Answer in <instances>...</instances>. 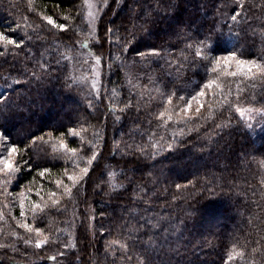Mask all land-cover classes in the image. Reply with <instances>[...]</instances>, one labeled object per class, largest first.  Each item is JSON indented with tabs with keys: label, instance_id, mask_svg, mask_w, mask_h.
Returning <instances> with one entry per match:
<instances>
[{
	"label": "trees",
	"instance_id": "trees-1",
	"mask_svg": "<svg viewBox=\"0 0 264 264\" xmlns=\"http://www.w3.org/2000/svg\"><path fill=\"white\" fill-rule=\"evenodd\" d=\"M93 1L101 12L99 24L103 16L107 27L113 26L108 21L120 25L126 19L130 29L136 25L128 51L121 54L116 47L123 32L112 35L113 43L105 42L102 49L99 39L107 35L102 29L91 40L86 28L90 0H0V30L19 24V31L11 35L18 41L24 37V50L18 56L8 51L14 45L0 44V113H4L0 133L24 153L19 165L14 161L15 167L22 166L19 173H0V262L57 264L47 259L56 248H35L38 239L49 237L68 243V249H60L67 259L110 264L113 256L109 253L105 259L106 242L139 237L130 264H138L141 243L149 248L154 264H222L225 246L234 257L231 264H264V119L253 111L257 120L250 122L251 128L242 120L239 126L233 121L231 128H216L227 123L223 116L229 115L225 111L229 105L233 112L236 107L261 109L264 80L258 69L232 77L226 73L235 71L234 65L217 68L209 63L205 68L195 57L197 47L213 57L234 50L240 59L264 64V0H244L243 23L231 34L227 27L222 34L209 29L220 9L230 12L233 0H227V6L225 0ZM81 13L82 19H73ZM49 15L74 33L73 41L58 39L60 30L44 20ZM205 36L212 37L206 41L210 52L195 43ZM189 44L193 46L188 48ZM153 47L157 55L150 54ZM97 56L103 67L99 94L89 79ZM15 68L25 75H17ZM34 71L43 78L33 79ZM209 81L215 84L205 88ZM199 91L205 95L198 97L203 107L197 119L195 101L187 115L182 109ZM98 96L103 97L102 103ZM128 104L133 106L130 113L124 111ZM68 128L78 135L64 138L62 133ZM62 138L67 148L77 152L62 148ZM100 144L103 148L98 149ZM126 145L143 146L149 156L138 165H125L129 159L123 155ZM85 146L102 150L100 165L106 170V180L128 188H117L119 199L109 200L107 187L100 196L93 195L94 185L88 186L86 202L84 186L75 194L65 173L87 166ZM0 154H5L3 148ZM154 160L158 163L152 167ZM45 167L48 172L40 176ZM128 177L133 178L130 187ZM92 179L103 182L95 173ZM57 180L63 181L59 187ZM64 184L72 191L65 193ZM52 192L55 197L50 196ZM33 204L40 207L33 210ZM100 208L106 209L104 224L111 234L102 239L97 234L93 239L91 216L93 209ZM82 220L89 230L88 241L78 239ZM21 223L31 225L33 231L20 227ZM36 227L42 229L40 235ZM67 259L60 258L59 264H67ZM116 264L125 262L117 256Z\"/></svg>",
	"mask_w": 264,
	"mask_h": 264
},
{
	"label": "snow or ice",
	"instance_id": "snow-or-ice-1",
	"mask_svg": "<svg viewBox=\"0 0 264 264\" xmlns=\"http://www.w3.org/2000/svg\"><path fill=\"white\" fill-rule=\"evenodd\" d=\"M225 6H227V0H225ZM237 7L240 8L239 12H237ZM245 7L246 5L244 4V0H233V6L230 8V12L228 14H225L223 9H220L219 16L217 17V20L213 22V25L209 29V32H219L220 34H222V29L224 27H227L228 32L230 34L234 33L237 26L243 23L240 17H241V13L244 12ZM29 11H34V9H29ZM69 16H71V12H69ZM220 16H223V21L220 20ZM65 19H68V16H66ZM73 19H82V13H81V16L74 17ZM246 19L247 18L245 17V20ZM44 20H46L48 25H51L54 28L60 30V36L58 37V39H61L62 41H69V42L73 41L74 33H72L64 23H56L55 20L53 19V16L51 15L44 17ZM228 21H231V23H228ZM107 23L113 26L112 27L105 26L103 16H101L100 24L98 25L97 35L99 36V29H102L103 32H105L107 35L99 39L98 48L102 49L105 42L112 44L113 41H111L110 37L117 32H123L125 35H122L119 37V41L121 43L116 44V47L122 50L121 54H123V52L125 51H128V49L130 48L132 42L134 41L136 37V30H135L136 25L133 24L130 29L127 26V19L124 22H122L120 25H115V21H108ZM144 23H148V21L145 20ZM218 25H219V28L217 27ZM262 26H264V24H262ZM19 29H20V25L17 24L16 27H12V26L8 27L7 31L0 30V44H3L5 46L14 45V50L13 49L8 50L9 52H12L14 56H18L19 53L24 50V37L22 36L20 40L18 41L15 36L11 35L12 33H16L17 31H19ZM239 30L240 32H243L244 27H240ZM188 39H191V38L189 37ZM211 39H212L211 36H205L197 40L195 43L197 45L203 46V48L207 49V52H210L211 45L206 43V41L211 40ZM65 46L68 47L69 45L66 44ZM192 46L193 45L189 44L187 47L191 48ZM150 50H151L150 52L151 55L158 54L157 47H153ZM147 55H149V53H137V56L139 57H145ZM195 57L200 59L202 66H204L205 68H207L209 63L213 64L217 68L221 66L228 68L234 65L236 70L228 71L226 73V75L232 76V77H235L237 75L247 76L249 73L253 72V69H258L260 72V79L264 80V64L258 65L255 61L240 59L238 58L237 52L234 50L227 51L223 55L213 57L211 55H207L206 52H203L200 47H197L195 51ZM96 59L98 62H100V56H97ZM111 59H112V55H111V52H109V60L111 61ZM13 70L17 73V75H25L22 69L15 68ZM41 70L43 71L42 65H41ZM50 70L51 69H49V71ZM213 70L215 71V68ZM32 78L39 81L40 79L43 78V76L42 75L37 76L34 71L32 74ZM14 83H19V80H14ZM214 84H215V81H209V83L205 85L204 87L210 88ZM92 87L96 88V84L93 83ZM164 87L166 89L167 85L165 84ZM253 87H255V85H253ZM262 91H264V86H262ZM204 95H205V91H199L196 95L191 96V99H188L186 101L185 106L182 109L183 113L187 115L192 110L193 101H195L197 105L195 108V113L197 114V119H199V116L202 115L201 107H203V105L201 104V101L199 100L198 97H202ZM85 98L87 99L88 97L86 96ZM97 98L100 100L101 103L103 102L102 96H98ZM179 99L183 102L185 101L186 98L181 96L179 97ZM89 104L91 105V101H89ZM132 107L133 106L131 104L125 105L124 111L130 113ZM85 111H87V109H85ZM225 111L229 113L228 116H223V112L220 115L223 116V119L226 120L227 123L226 124L225 123L216 124L217 129L231 128L233 125V121H235L236 124L239 126L241 120L243 121L244 126L246 128L253 127V125L248 123V120H250L252 117L249 116L248 119H245L246 112L247 113H251L253 111L260 112L261 119H264V106H262L261 109H253V108L244 109V108L236 107L233 112L232 106L229 105L225 108ZM235 113L239 114L240 120H236ZM2 114L4 113H0V115ZM161 115H163V113H161ZM135 122H136V119L134 118L133 123ZM213 123H215V121H213ZM76 135H78V133L75 132L73 128H68L65 132L62 133V136L64 138L68 136L74 137ZM33 139H42V138L33 137ZM0 141L3 142V143H0V148H3L4 153H5V154H0V173H4L6 175H12L13 173H19L22 170V166L15 167L14 161H15V164L19 165L20 161L24 160V153L21 152L20 147L18 145L14 143H11V144L8 143V139L3 133H0ZM104 144L106 146L107 144L106 140L104 141ZM61 147L66 148V150L71 153L77 152L76 148H67V146L64 143L63 138L61 139ZM151 147L155 148L156 145H152ZM169 150H172L171 145H169ZM44 151L46 152V149H44ZM82 152L84 155L88 156V159L86 160L87 166L80 167L78 172H73L71 174L67 172L65 173L67 175V180L71 182L72 188L75 189V194L78 195L80 188L84 186V192H85L84 201L86 202L88 186L94 185L93 195L100 196L101 193L105 192V188L107 187L109 189L107 193L108 199L109 200L119 199L121 197V192L118 191L117 188H122L123 191H127L128 188L124 187L123 185H119V186L113 185L110 179L108 180L105 179L106 170L102 168L100 165V160L103 157V152L102 151L96 152L94 149V146L92 148L85 146L82 149ZM89 152H91L90 156L88 155ZM123 155H126L129 157V159L124 160L125 165H127L130 162L134 165H138L142 161L143 158H147L149 156V153L143 146L137 147L136 145H132V146L126 145L125 153ZM27 163L28 162L25 161V164ZM116 163L119 164V162H116ZM155 163H158V161L154 160L152 167H155ZM145 167L147 168V165H145ZM46 172H48L47 167L43 168V170L39 172V175L44 176ZM94 173L97 175L100 181H103L102 183H97L95 180L92 179ZM107 175L111 177L113 173L107 172ZM121 175H123V173H121ZM62 184H63V181L61 180L56 181L57 187L61 186ZM127 184L130 187L133 184V178L128 177ZM63 187H64L65 193H69L72 191V189H70L68 185L66 184H64ZM176 187L179 189L181 188V185L178 184L176 185ZM193 187H195V185H193ZM55 195H56L55 192L50 193L51 197H55ZM52 203L53 205H56L57 201L53 199ZM21 207H23V201L21 202ZM32 207H33V210H35L36 208H39L40 206L38 204H33ZM97 211L99 212V219L96 218ZM20 215L23 217L24 212L22 211ZM82 215L84 214L82 213ZM107 215L108 214L105 208L93 209L92 216H91V219L93 221L91 225V233H92L93 239L96 238L97 234H99L101 239L104 237L105 234H111V229H106L105 224H104V220L107 217ZM113 215H115L114 211H113ZM38 219H42V218H38ZM20 227L27 229L29 232L33 231L32 226L27 223H21ZM34 231L37 235H40L42 233V229L40 227H36ZM88 231H89L88 228L84 225L83 220H82L81 225H80V235L78 236V239H83L84 241H88ZM128 235L131 236L132 233L129 232ZM138 240H139V237H136L135 239L127 240L124 242H119L118 240H111V241L106 242L105 259H107V256L109 255V253H111L113 256V259L110 261V264H116L117 256H119L120 259L125 262V264H130V262L132 261L133 253L135 252ZM24 243L28 244L29 241L26 239ZM117 244H119V248H116ZM147 244L150 246L151 240H149ZM45 245L56 248V253L52 255L51 257H48L47 259L56 261L57 264H59L60 258L67 259L65 251L60 250L61 247H63L64 249L69 248V245L66 241L62 242L59 238L53 240V239H50L49 237H45L44 239H38L36 241L35 248L43 251ZM140 246L142 248V251H140L137 254L138 264H154V261L149 253V248L145 247L143 243H141ZM13 250L16 251L17 249H15L14 247ZM96 251L98 252L99 249L97 248ZM32 254L39 255L38 252H33ZM140 257H143V259H140ZM80 259L81 258L78 257L77 261L75 262L72 261L71 259H67V264H79ZM220 259H221L222 264H231V262L233 261L234 257L232 255V251L228 249L227 246H225V252L221 256ZM0 264H2V262H0ZM42 264H45V262H42Z\"/></svg>",
	"mask_w": 264,
	"mask_h": 264
},
{
	"label": "rangeland",
	"instance_id": "rangeland-1",
	"mask_svg": "<svg viewBox=\"0 0 264 264\" xmlns=\"http://www.w3.org/2000/svg\"><path fill=\"white\" fill-rule=\"evenodd\" d=\"M100 13L101 12L98 10L97 3L95 1L90 0V2H87V7H86V17H87L86 18V23L87 24H86V28L89 31V33H88L89 37L90 36L93 37V39L90 38L91 40H94L97 37L96 35H97V32H98L99 15H100ZM86 45H88V44H86ZM92 65L93 66L91 68V73L89 75V79L91 80L92 86H93V83L96 84V88L92 87V89L94 91H96L97 89L102 88V86H101L102 80L101 79L103 78V75H102L103 67L101 66V61L98 62L96 57H95V60L93 61ZM98 94H99V91H98ZM72 108L73 107H69L68 109H72ZM74 108L78 109L77 107H74ZM244 109H246V108H244ZM257 114L260 116L259 113H257ZM236 115L239 117L238 113H236ZM249 116H251L252 118L250 120H248V123L254 122V121L257 120V116H256L255 112H251V113H247L246 112L245 119H248ZM100 148H103V144H100L98 146V149H100Z\"/></svg>",
	"mask_w": 264,
	"mask_h": 264
}]
</instances>
